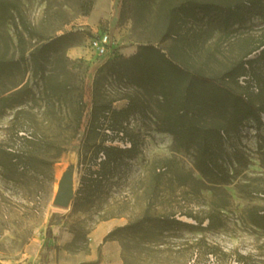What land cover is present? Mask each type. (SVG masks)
Listing matches in <instances>:
<instances>
[{
  "label": "rangeland",
  "instance_id": "rangeland-1",
  "mask_svg": "<svg viewBox=\"0 0 264 264\" xmlns=\"http://www.w3.org/2000/svg\"><path fill=\"white\" fill-rule=\"evenodd\" d=\"M9 1L19 7L32 31L33 36L25 35L28 49L64 33L73 36L72 46L48 55L43 73L34 71L26 55L20 71L0 81V88L18 81L31 91L0 116V149H18L26 159L15 181L3 178L0 168V259L37 261L50 247V221L65 223L72 231L71 250H86L87 233L110 222L114 229L130 226L115 235L124 264H264V230L247 220L250 207L264 209V127L248 120L229 134L225 158L232 179L216 186L195 170L191 151L175 149L169 134L155 130V97L137 85L136 75L123 74L132 67L123 58L149 43L221 81L223 70L259 55L264 0L255 3L258 14L229 26L215 13L182 17L176 35L163 41L157 0H116L110 16L97 24L80 13L78 0ZM201 1L227 7L243 0ZM6 28L13 43L0 34V52L8 45V54L16 58L12 26ZM104 33L110 43L99 55L89 42ZM248 66L249 84L236 89L259 106L264 102V60ZM91 82L99 112L107 106L125 108L130 96L140 99L143 112L125 120L120 115L118 121L100 113L79 128L78 98L83 84ZM104 146L129 151L97 177ZM68 171L73 175L72 201L67 208L54 207L58 184ZM212 203L220 206L224 222L217 229L206 228ZM174 220L202 224L176 229Z\"/></svg>",
  "mask_w": 264,
  "mask_h": 264
},
{
  "label": "trees",
  "instance_id": "trees-1",
  "mask_svg": "<svg viewBox=\"0 0 264 264\" xmlns=\"http://www.w3.org/2000/svg\"><path fill=\"white\" fill-rule=\"evenodd\" d=\"M136 1L139 3L145 0ZM257 1L243 0L239 5L223 7L215 2L201 0H178L174 3L172 0H157V19L163 30L161 41L176 35L182 17L196 19L200 13H215L225 26L244 22L252 14L259 13L255 11ZM77 4L80 13L87 16L93 8L94 0H78ZM8 24L12 26V34L16 39L14 48L17 50V57L8 54V45L3 53L0 52V81L20 71L21 64L26 61V55L32 62L34 71L43 73L44 62L49 54L56 52L60 47L72 46L70 40L73 32H68L28 49L25 35L31 37L33 34L25 17L14 2L0 0V34L5 33L7 40L12 44L11 35L6 28ZM261 47L255 59L238 62L223 70L219 82L167 56L153 44H144L136 54L123 58L124 62L132 64V67L128 68L129 72L126 70L123 74L136 75L139 79L137 85L155 97V130L169 134L175 149L191 151L195 170L206 181L216 186L229 184L232 179L225 158V144L229 134L238 132L248 120L259 128L264 127V102L256 106L246 92L236 89V86L245 89L249 84L251 76L248 65L264 60V43ZM241 77L243 84H239ZM29 93L30 89L26 85L21 86L18 81L0 88V116L6 109L21 104L22 98ZM140 112H143V105L137 96H130L127 106L123 109L115 110L107 106L105 111L99 112L92 94V82L84 83L78 98L77 125L79 128L89 126L93 116L100 113L104 116L110 113L111 121H118L120 115L125 120ZM21 137L26 139V136ZM126 151L129 150L114 146L102 147L104 159L99 162L97 177L103 176L104 168L109 164L115 165ZM25 161L23 153L18 149H0L3 178L15 181L26 168ZM219 208L220 206L212 203L206 217V228L217 229L224 225ZM247 220L252 226L264 230V209L250 207L247 210ZM174 223L176 229L197 228L202 221L196 225L179 220H174ZM51 225L50 221L46 228L47 238L52 235ZM129 227L126 225L113 229L104 240L116 238L117 231Z\"/></svg>",
  "mask_w": 264,
  "mask_h": 264
},
{
  "label": "crops",
  "instance_id": "crops-1",
  "mask_svg": "<svg viewBox=\"0 0 264 264\" xmlns=\"http://www.w3.org/2000/svg\"><path fill=\"white\" fill-rule=\"evenodd\" d=\"M114 1L116 0H94L93 8L87 15L88 21L97 24L100 20L107 19L110 16L108 10ZM114 227L115 224L110 222L96 225L86 235V250H71L74 234L65 223H56L51 225L52 235L47 238L50 247L43 251V255L37 257V261L14 263L0 259V264H124L119 241L116 238L104 240Z\"/></svg>",
  "mask_w": 264,
  "mask_h": 264
},
{
  "label": "water",
  "instance_id": "water-1",
  "mask_svg": "<svg viewBox=\"0 0 264 264\" xmlns=\"http://www.w3.org/2000/svg\"><path fill=\"white\" fill-rule=\"evenodd\" d=\"M72 172H66L58 184L57 192L53 198V206L57 208H67L72 201Z\"/></svg>",
  "mask_w": 264,
  "mask_h": 264
},
{
  "label": "built area",
  "instance_id": "built-area-1",
  "mask_svg": "<svg viewBox=\"0 0 264 264\" xmlns=\"http://www.w3.org/2000/svg\"><path fill=\"white\" fill-rule=\"evenodd\" d=\"M110 43L109 36L107 33L101 34L98 38L91 39L89 44L91 48L99 55L106 53V46ZM239 82L243 84V77L239 79Z\"/></svg>",
  "mask_w": 264,
  "mask_h": 264
},
{
  "label": "bare ground",
  "instance_id": "bare-ground-1",
  "mask_svg": "<svg viewBox=\"0 0 264 264\" xmlns=\"http://www.w3.org/2000/svg\"><path fill=\"white\" fill-rule=\"evenodd\" d=\"M61 175V172H58V176ZM72 189H74V183L72 185Z\"/></svg>",
  "mask_w": 264,
  "mask_h": 264
}]
</instances>
